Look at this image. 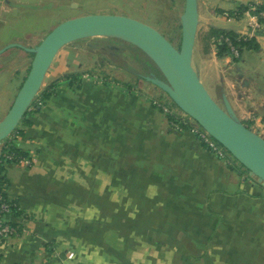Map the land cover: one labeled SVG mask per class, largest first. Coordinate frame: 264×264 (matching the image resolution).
<instances>
[{
    "label": "crops",
    "instance_id": "0c3cea01",
    "mask_svg": "<svg viewBox=\"0 0 264 264\" xmlns=\"http://www.w3.org/2000/svg\"><path fill=\"white\" fill-rule=\"evenodd\" d=\"M209 1L196 0L192 68L200 82L226 96L236 115L239 103L255 106L262 100L264 106V87L255 92L251 84L245 86L253 99L239 98V89L221 79L226 70L220 61L230 69L233 60L231 55L217 57L209 29L223 27H214L207 17L264 5V0H224L230 11L211 10ZM34 2L0 0V14H6L0 17V49L10 43L34 47L42 40L46 8L33 5V18L29 6ZM251 15L226 19L235 23L227 30L248 33ZM262 39L256 40L260 48ZM6 51L0 54L2 113L11 106L32 59L21 49ZM212 67L221 74L217 84L212 83ZM62 82L28 116L24 137L16 141L31 166H4L6 197L18 208L6 219L17 235L0 245V264H207L216 256L227 259L228 238L235 236L239 264H264V186L237 161L204 149L189 131H174L134 88L124 91V86L92 79L82 80L81 88ZM73 173L76 180L69 181L67 175Z\"/></svg>",
    "mask_w": 264,
    "mask_h": 264
},
{
    "label": "rangeland",
    "instance_id": "374dc122",
    "mask_svg": "<svg viewBox=\"0 0 264 264\" xmlns=\"http://www.w3.org/2000/svg\"><path fill=\"white\" fill-rule=\"evenodd\" d=\"M2 1L4 2L5 0ZM223 1L224 0L209 1L208 8L217 11H219V9L230 11L229 8L223 4ZM40 3H44L46 8L45 20H43L44 25L42 27L40 24H32V27H42V35L44 34V36L56 25L68 19L86 15H116L144 23L159 32L175 49L178 50L180 47V16L184 9V0H35V2L29 6V10L31 9L29 13H31L33 18L36 16L34 14L37 12H34L35 8L32 6L36 5L37 7ZM250 7L251 6H247L245 11L249 10ZM252 8L250 12L255 10L256 5H253ZM14 9L10 11H13L12 14L18 16L19 12ZM4 15L6 14H0V17L3 16L5 18ZM207 17L211 19V25L214 27L219 26L230 29L235 24L227 22L226 18L220 14L214 16L208 13ZM214 17L215 19H213ZM5 31V34L8 35L7 29H5ZM13 31L15 35L16 30ZM19 32H23V30L20 29ZM199 32V36L201 37V30H199ZM237 34L239 35V33ZM200 37H198L197 43H195L194 66L197 61L198 48L201 45ZM262 38L263 36H256L255 39L261 40ZM39 40L40 38H37L34 43H37ZM262 40V48L259 47L257 51L252 50V52L243 49L240 53L239 60L232 61L230 64V69L227 65H224L223 59L220 61L219 66H221V70H226L221 79H223L228 86L233 85L231 87L232 89H239V98L246 95L248 98L253 99L250 94H245V86L251 84L252 90L255 92L264 87V39ZM19 50L20 49L17 47H12L6 52L14 54ZM241 60L244 61V64L241 63ZM147 63L150 64L148 58L140 50L119 38L101 36L82 39L58 51L45 74L39 90L54 80H63L62 84L67 85L64 81L67 74L84 73V75H86L87 73H91L95 76H84L82 79H92L102 84V78H107L106 82H108L109 85L124 86V91H128V88H134L138 90L137 93L141 92L142 96H145L151 103L159 99L166 101L172 107H176L162 91L144 80L143 76H146L145 64ZM236 66L239 67V69H237ZM254 67L257 68V72L252 70ZM215 69L217 70V68ZM215 69L212 67L211 70L213 74L212 83L217 84L220 82L221 74L219 75ZM201 84L209 96L223 108L221 93L219 91L217 93L213 92L211 87L202 81ZM69 94L73 96L72 92H69ZM261 102L263 101L261 100ZM261 102L255 101V106L252 104L246 106L243 103H239L242 105L241 107L239 106V113L236 115L234 112V114L245 127H248V129L264 138V106ZM4 113L6 114L7 112L2 113L0 111V120L5 115ZM194 124L196 123L194 122ZM232 159L235 161L234 158ZM244 172L246 175L248 174L247 171L244 170ZM67 178L69 181H75L76 174H68ZM252 179L264 186L256 177L252 176ZM118 188L117 192L119 191ZM231 246L232 249H230ZM227 249V259L224 258L223 255L216 256V253H214L213 257L216 256V260L214 258L213 261L209 263L239 264V238H236V236L229 237Z\"/></svg>",
    "mask_w": 264,
    "mask_h": 264
},
{
    "label": "water",
    "instance_id": "95a60500",
    "mask_svg": "<svg viewBox=\"0 0 264 264\" xmlns=\"http://www.w3.org/2000/svg\"><path fill=\"white\" fill-rule=\"evenodd\" d=\"M196 0H184L180 16V47L175 49L159 32L137 20L116 15H86L56 25L34 47L11 43L0 49L17 47L33 54L28 72L7 113L0 120V143L16 128L28 110L58 51L76 41L93 37L119 38L140 50L157 68L144 80L162 91L185 115L222 146L248 174L264 184V138L245 127L234 114L226 96L223 108L207 93L191 66L197 31Z\"/></svg>",
    "mask_w": 264,
    "mask_h": 264
},
{
    "label": "trees",
    "instance_id": "16d2710c",
    "mask_svg": "<svg viewBox=\"0 0 264 264\" xmlns=\"http://www.w3.org/2000/svg\"><path fill=\"white\" fill-rule=\"evenodd\" d=\"M245 9L247 7H239L236 11L228 13L230 17H236L239 16V14L244 13ZM264 10V5H258L256 6L255 10L251 12L254 15H257L260 11ZM209 36L213 37L215 40L214 43H216L217 48V57H223L225 55H231L229 48L224 42L225 39H227L233 46H235L241 53L243 49L246 50H254L257 51L259 49V45L256 42L254 37L247 38V37H241L232 30L227 29H220V28H210L209 29ZM220 40V41H218ZM33 56V54H31ZM233 61L238 60V58L231 57ZM149 60V58H148ZM150 64H145V74L146 76L153 75L155 78L162 79L161 74L158 72L157 68L154 66V64L149 60ZM155 67V68H152ZM87 76L93 77L95 75L91 73H87ZM84 76V73H71L67 74L64 78V81L67 83V86L71 87L72 85H75L77 88H81L80 81L82 83V77ZM98 80V79H97ZM107 78L103 79L104 85H108V82H106ZM62 81V80H61ZM60 80H54L50 84L44 86L41 90L38 91L37 95L35 96L34 100L32 101L31 105L29 106V109L25 112L24 116L21 118L20 122L16 126V128L13 130V132L1 142L0 145V186L3 188V195L6 198V190H7V183L4 176V166L8 163H17L19 159L21 158H27L30 159L28 153L24 150H21L17 147V140L24 137V129L28 127L29 121L28 116L39 110L44 104L50 100L51 96L54 95L56 88L59 86ZM110 81V80H109ZM77 83V84H76ZM40 101L41 105H38V101ZM176 108V107H175ZM178 109V108H176ZM160 111V110H159ZM161 112V111H160ZM166 116V115H165ZM168 122L171 124L173 122L178 123V121L172 117L166 116ZM242 123V122H241ZM243 124V123H242ZM183 128V131H187L190 127L187 125L180 124ZM248 128V127H247ZM205 149V148H204ZM226 151V150H225ZM227 155L231 157V155L226 151ZM236 161V160H235ZM240 165V164H239ZM245 171H247L242 165H240ZM248 172V171H247ZM14 204V207L11 210L10 214H15L17 212V205L11 201ZM14 226V225H13Z\"/></svg>",
    "mask_w": 264,
    "mask_h": 264
},
{
    "label": "built area",
    "instance_id": "2783aa9c",
    "mask_svg": "<svg viewBox=\"0 0 264 264\" xmlns=\"http://www.w3.org/2000/svg\"><path fill=\"white\" fill-rule=\"evenodd\" d=\"M252 6L249 8V10H246L244 13L250 14V10H252ZM223 17L226 19H232L233 17H230L227 12H224ZM251 22H250V29L248 33L241 34L239 33L240 38L247 37L251 38L256 36H263L264 37V10L260 11L257 15H251ZM256 40V39H255ZM220 41V40H218ZM226 42L230 54L233 58H239L240 57V51L233 46L227 39L224 40ZM38 105H41L40 101L37 100ZM152 105L161 111L162 114L172 117L177 120L178 123L173 122L171 123V127L176 132H183V128L180 124H183L185 126H189L190 128L187 130L195 135L198 142L201 144L203 148L206 150L212 152L219 158H225L226 151L225 149L220 146L214 139H212L204 130H202L197 124H194V121L189 118L187 115L182 113L179 109H176L175 107L170 106L166 101L162 100H155L152 102ZM29 109V108H28ZM16 164H22L23 166L30 167L32 164V161L27 158H21L18 160ZM3 188L0 186V245L8 238H11L13 236L17 235V229L15 226H13L11 223L7 221V216L10 215L12 208L14 207V204L5 198L3 195ZM73 254H69L67 257L71 258Z\"/></svg>",
    "mask_w": 264,
    "mask_h": 264
}]
</instances>
